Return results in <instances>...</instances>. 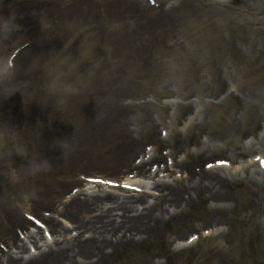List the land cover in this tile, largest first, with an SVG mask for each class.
<instances>
[{
  "label": "bare ground",
  "instance_id": "1",
  "mask_svg": "<svg viewBox=\"0 0 264 264\" xmlns=\"http://www.w3.org/2000/svg\"><path fill=\"white\" fill-rule=\"evenodd\" d=\"M8 1L16 2L13 11L19 10L15 12L17 17L20 10L27 14L41 2L0 0V6L9 4ZM142 2L71 0L70 11L59 10L54 14L55 21H83L82 29L100 27L101 34L87 38L84 43L85 48L96 50L98 59L90 61L82 57L85 63L79 66L85 68L72 69L73 73L68 69L75 79L97 88L84 96L89 107L112 103L111 98L116 97L122 105L128 101L126 106L132 105L134 110L130 114L125 110L122 114L116 109L111 111L107 130L104 134L99 131L97 138L79 133L84 123L77 116L63 120L55 114V124H67L68 130L61 134L52 132L57 135L53 136L52 143L57 138L58 148L41 144L36 131L24 129L32 160L20 168L23 178L20 176L16 185L12 179L0 178V241L6 248L0 249V264H108L118 255H130L135 260L149 258L153 251L158 255L161 250L172 255L171 239L178 240L186 231L198 230L204 224L215 228L226 225L224 232L213 231L217 240L226 239V242L208 248L227 250L231 247L227 239L236 224L243 229L251 222L253 227L260 224L264 227V173L254 158H249L254 151H259L255 157L264 154L263 92L241 95L240 102L227 116L228 125L219 129L212 128L209 122L214 112L210 100L219 99L213 105L216 109L227 97L236 94H227L224 89L206 97L184 91L186 97L182 96V101L200 97L205 107L210 106L209 114L197 110L185 120V114L179 116L173 111L157 120L152 113H145L142 127L149 136L160 126L167 132V138H157L154 134L149 140V146L153 145L149 150L142 147L146 138H139L143 130L138 124L141 117L138 108L142 103L134 102L136 97H130V102L128 97L120 98L123 85L128 87L134 82L144 86L157 80L161 88L168 85L183 90L196 84L199 89L207 84L204 87L215 92L216 88L228 86L238 95L240 87L261 80L264 67H259L249 78L241 75L247 74L246 69H236L239 75L233 76L231 66L222 65V53L235 40L242 44V50L250 39L246 34L248 29L264 34V0H240L237 9L228 0H160L158 9ZM254 40H251L253 46ZM171 49L175 51L169 58L165 54ZM57 62L60 67V61ZM71 100L74 102L75 98ZM110 105L114 107L113 104L107 107ZM218 112L221 118L223 112L220 109ZM114 115L116 118L112 119ZM260 121H263V131L253 134L252 129ZM247 130L256 139L245 142ZM68 139L71 142L64 150L62 142ZM11 141H15L13 135ZM162 146L170 150L168 157H175L174 168L180 172L168 165L163 169L158 167L156 173L152 171L153 165L147 168L151 162L162 159L156 151ZM215 154L230 157L229 168L194 172L195 161ZM177 155L181 160L176 159ZM135 159L141 160L137 164ZM126 168L134 173L132 178L120 174ZM99 170L119 175L113 181L138 186L143 193L136 195L122 188L93 185L88 179L100 176H82ZM181 172L179 178L177 173ZM71 187L77 192L73 194ZM43 209H48L50 215L40 214ZM29 211L37 213L49 226L52 242L45 238L44 231L23 216V213L32 215ZM199 214L203 218H195ZM16 229L25 235L24 239H19ZM164 241L169 243L163 246ZM234 243L238 249L242 248L243 241L236 239ZM32 249L36 254H32ZM165 259L168 263V258Z\"/></svg>",
  "mask_w": 264,
  "mask_h": 264
},
{
  "label": "rangeland",
  "instance_id": "2",
  "mask_svg": "<svg viewBox=\"0 0 264 264\" xmlns=\"http://www.w3.org/2000/svg\"><path fill=\"white\" fill-rule=\"evenodd\" d=\"M9 4H3L4 7L0 9V118H6L7 121V127L10 129H13L12 123L14 122L17 124L16 132H20V135L16 134L15 136V141L12 144V147L7 146V141L6 137L4 136V128L0 129V178H7L10 179L11 177L18 178L17 173L15 174V171L20 173V168L23 167L24 165H27L31 161V156H30V150H31V145H27V136L26 132H24V129L28 130H33L36 131L39 136H40V142L41 144H44L46 140H52L51 136H55L52 132L56 131L58 133H63L66 132V127L65 125H59L55 124V120L53 118L54 114L58 112L62 113L63 115L61 117L66 118L65 116L70 117V115L78 116L79 118L82 119L84 125L81 127V130H85L80 132L81 134H86L87 138L93 137L97 138L98 132L103 130V128L100 126L97 118H96V113H102L101 118L106 119L108 116V113L111 111H118V109L121 108V104L119 101L114 100L116 102V108L113 110H108L107 106H104L102 104L98 108H93V107H87L86 105V99L83 96V92L81 90L78 91V96L75 93V89L78 88L79 86L77 84L74 85L72 89V95L75 93L77 96L76 100L73 102L71 101L68 103L66 100V96L70 88L67 87L66 89L63 88L62 90H58V94L56 91L55 86L53 85V81H56L55 77L51 73V68L48 69L47 66L41 67L40 65L37 66L36 68L32 69V75L28 79V74L26 73L27 71H30L27 69V67H23V64H26L24 55L22 54L21 58H19L16 61V68L13 71H7L6 67V61L8 60V57L10 54L13 52V50L19 48L18 46L28 44V54L32 53L35 48L37 51H39V48L43 51V53L47 54L48 56H51L52 53L50 52V41L52 37H56V35H62V36H74L77 37V32L79 33L80 38L85 39L84 37H90L95 36L97 33L99 34L100 27H92L90 29L86 30H79L83 26L77 25L75 22H72L70 25H65L61 24L58 26H55L56 24H59V20L55 21L54 20V14H56V9H59V7H63L66 4H53L49 3L48 1H44L41 4L37 3L36 7H34L33 11L27 13L20 10V16L17 17L15 15V12L17 13L18 10L13 11V8L15 6L16 2H10L8 1ZM63 3V1H61ZM239 1H237L236 4L233 6L237 7ZM59 17V15H58ZM15 20V22H18L23 25V28L20 31L17 32H12L9 33L6 28H5V21H8L9 24H11ZM66 21V20H64ZM89 27V26H87ZM86 27V28H87ZM248 35L252 37L251 32H247ZM264 37V36H261ZM260 37V38H261ZM259 41L258 43V49L257 51H253L252 48L249 46L246 50V55L240 57V60H237L238 63L236 66L238 67H245L247 66V69L252 70L254 67L258 66L261 67L264 65V45L262 41ZM234 46L238 47L239 44L236 42ZM60 51V50H59ZM65 49L64 53L61 54L60 57H63L66 60L65 56ZM40 52V51H39ZM237 52V51H236ZM21 53V52H20ZM84 53H89L84 50ZM60 55L57 53V56ZM228 58H231V54L227 53L226 54ZM236 55V54H235ZM234 55V56H235ZM233 56V57H234ZM237 55L235 56V58ZM93 56L90 53V59H92ZM238 58V57H237ZM236 58V59H237ZM16 60V59H15ZM14 60V61H15ZM35 63V62H34ZM264 82H260L257 85H252V89L254 90H259L260 88L264 87ZM155 88H159L156 87ZM133 93L136 92L138 93V96L142 95V92L144 93L145 100H150V101H155L156 99L154 98V93L152 96V91L148 89L147 91L144 90L143 87L141 88H132ZM169 89V88H168ZM171 92L174 96H183V94L180 93V87L176 88L174 86L170 87ZM77 91V90H76ZM244 91L246 92V88H244ZM196 93L199 91H195ZM169 97L162 96L160 98L161 104H168L171 102H175L176 100L178 101L179 98L172 97L171 94H169ZM210 96V95H209ZM5 97V98H3ZM143 100V101H145ZM103 103V102H102ZM237 103L236 100L234 102H230L231 106H234V104ZM147 109L150 110L151 106H146ZM190 113V111L188 112ZM228 113V112H226ZM73 118V117H72ZM52 121V124L50 123ZM27 122V123H26ZM214 120L211 119V123H213ZM227 123V122H225ZM92 124V126H90ZM222 125V120L220 123L216 124L214 126L215 128H219ZM41 133V135H40ZM161 130L158 131L157 137L160 136ZM23 134V138H21V135ZM101 134V133H100ZM46 137V138H45ZM76 136L74 135V138ZM55 145L56 147L58 146V140L56 138L55 142L51 144ZM165 147L161 148V152L165 155L167 153L166 150H164ZM167 156H164L166 158ZM223 158L227 159L228 157L223 156ZM215 157H204L203 159H200L199 161H195L193 163L192 168L195 171H200L204 169V165L206 162H213ZM164 162L163 164L166 163V160L163 159ZM1 166H3L1 168ZM5 169V172L2 173V169ZM101 171V170H99ZM99 171H91V172H86L90 175H95V176H102L105 173L99 172ZM124 171H127L126 169ZM99 172V173H98ZM125 173V172H124ZM127 173V172H126ZM16 177H15V176ZM133 175V174H132ZM181 174L179 173V176ZM107 176H111L110 174H107ZM21 178H23V175H21ZM19 181V180H18ZM25 183V182H24ZM27 190V189H24ZM28 191V190H27ZM195 218H203V214L197 215ZM205 220V217H204ZM252 222L248 224L245 229L253 228ZM237 225V224H236ZM226 226V225H225ZM212 228H215L212 226ZM209 229V230H208ZM264 231V227H262ZM205 230L208 232L210 231V225L204 224L201 226L199 230L196 232L200 235L202 234ZM258 230V229H255ZM252 233H246L244 230L240 231L237 234V238L240 240H244L249 243L248 241L252 239L251 244L248 246L247 251L249 254H246V256L237 261L234 257H227L225 261H229L230 264L239 263V264H264V253L263 252H258V238H256V235H252L254 232V229L251 230ZM262 231V232H263ZM174 233V232H173ZM190 233L193 232H188L186 231L184 238L182 239L181 243L185 239H187V236H189ZM264 233V232H263ZM262 233V236H263ZM172 235V233H170ZM208 239L200 241L199 244H195L191 250H182L177 252L175 256H171L169 252L162 251L158 255L157 253L155 254L153 251V254L150 253V257L146 258L145 257H140L137 260H135L132 256L128 255H118L114 256L115 259H111V261L108 264H148L149 261L151 263L154 262V264H157V261H163L165 257L167 256H162V255H170V264H214L215 262H218L221 260V252L217 251V249H210L208 250V245L216 242L215 238H211V233L209 235L205 234ZM261 238V236H260ZM228 240V239H227ZM177 238L176 239H171L170 240V248L174 252L175 247L177 246L176 244ZM225 241V239H224ZM222 241V242H224ZM210 242V244L208 243ZM226 242V241H225ZM230 240H228V243L230 244ZM169 242H163L162 245L165 246ZM263 248H264V243ZM257 246V249L254 250V247ZM247 247V246H246ZM160 249V248H159ZM230 250L233 249L231 248ZM246 253V250H245ZM136 255V253L134 254ZM162 256V257H161ZM121 257L122 260H119ZM189 257V258H188ZM186 259V261L182 263H178V259ZM149 259V260H148ZM131 260V263L130 261Z\"/></svg>",
  "mask_w": 264,
  "mask_h": 264
},
{
  "label": "clouds",
  "instance_id": "3",
  "mask_svg": "<svg viewBox=\"0 0 264 264\" xmlns=\"http://www.w3.org/2000/svg\"><path fill=\"white\" fill-rule=\"evenodd\" d=\"M5 28L9 33H12L20 31L23 28V25L18 22H15V20H13L11 24H9L8 21H5Z\"/></svg>",
  "mask_w": 264,
  "mask_h": 264
},
{
  "label": "snow or ice",
  "instance_id": "4",
  "mask_svg": "<svg viewBox=\"0 0 264 264\" xmlns=\"http://www.w3.org/2000/svg\"><path fill=\"white\" fill-rule=\"evenodd\" d=\"M193 239H195V237Z\"/></svg>",
  "mask_w": 264,
  "mask_h": 264
}]
</instances>
